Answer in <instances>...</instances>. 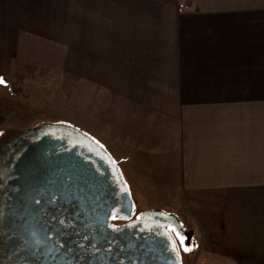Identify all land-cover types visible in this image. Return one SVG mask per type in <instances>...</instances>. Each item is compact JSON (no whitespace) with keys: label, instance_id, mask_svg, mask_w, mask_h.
Wrapping results in <instances>:
<instances>
[{"label":"crops","instance_id":"obj_1","mask_svg":"<svg viewBox=\"0 0 264 264\" xmlns=\"http://www.w3.org/2000/svg\"><path fill=\"white\" fill-rule=\"evenodd\" d=\"M244 1L0 0V124L34 100L51 27L103 28L107 92L138 94L113 138L130 188L184 206L213 252L264 264V0ZM61 8L72 26L51 21Z\"/></svg>","mask_w":264,"mask_h":264},{"label":"flooded vegetation","instance_id":"obj_2","mask_svg":"<svg viewBox=\"0 0 264 264\" xmlns=\"http://www.w3.org/2000/svg\"><path fill=\"white\" fill-rule=\"evenodd\" d=\"M18 168L26 169V182L18 181ZM157 225L170 226L169 235ZM192 240L171 212L137 215L122 170L68 125L44 123L2 138L0 264H183Z\"/></svg>","mask_w":264,"mask_h":264},{"label":"rangeland","instance_id":"obj_3","mask_svg":"<svg viewBox=\"0 0 264 264\" xmlns=\"http://www.w3.org/2000/svg\"><path fill=\"white\" fill-rule=\"evenodd\" d=\"M161 1L167 4L171 2ZM194 1L200 5L246 3L244 0ZM50 19L71 26L74 21L73 13L63 8L51 9ZM56 26L49 30V45L35 46L34 49V73L42 75V81L38 79L34 82V88L38 89L34 92L35 98L32 101L19 99L16 102L15 109L10 110L14 118L0 124V143L4 137L22 133L44 123L68 125L97 144L113 159L125 176L128 168L126 156L122 152L121 142L113 141V138L115 132L121 134L122 120L128 119L129 102L137 100L138 94L122 93L116 91L117 88L107 92V65L111 66L113 61L107 56L106 30L83 29L81 31L86 34V38L74 39L73 28L58 27L57 24ZM98 32L100 36L97 35ZM90 33H94L92 40ZM112 70L110 75L120 76L118 70ZM131 187L129 186L137 215L155 209L171 212L181 220L188 233L193 235L192 247L187 252H182L183 264H238L223 253L213 252V248L205 245L200 231L193 225L184 206L164 204V199L146 197L139 187ZM165 200L168 201V198Z\"/></svg>","mask_w":264,"mask_h":264},{"label":"water","instance_id":"obj_4","mask_svg":"<svg viewBox=\"0 0 264 264\" xmlns=\"http://www.w3.org/2000/svg\"><path fill=\"white\" fill-rule=\"evenodd\" d=\"M39 145H43L44 148H47L48 147L47 144L44 145V144L41 143ZM39 145H37L36 147H38ZM30 149H32V148H30ZM28 152L25 153L24 156L21 158V160L19 162V165H25L26 164V159H27ZM80 166L84 168L85 167V164L84 163H81ZM55 170L58 171V168H56ZM19 171H21V172H19ZM19 171H17V173L19 174L18 181L22 180L23 182H26L27 181V178H26L27 171H26V169L23 168V170H22V168H20ZM80 171H81V173H83V169L80 170ZM123 200H124V209H125V212H123V213L126 214L127 217H129L130 214H131V211H132V202H131V198H130V196H129V194L127 192L123 195Z\"/></svg>","mask_w":264,"mask_h":264},{"label":"snow or ice","instance_id":"obj_5","mask_svg":"<svg viewBox=\"0 0 264 264\" xmlns=\"http://www.w3.org/2000/svg\"><path fill=\"white\" fill-rule=\"evenodd\" d=\"M0 83H4V80H3L2 77H0ZM112 218L113 219H116L118 217L115 214H113V217ZM168 227H170V226L157 225L154 230H159L160 228H164L165 231H164L163 234L167 237L169 235L168 232H167V228ZM177 235H179V234L177 233ZM180 239H181V243H183V237H181ZM173 248H174V250L176 251V253L178 255L179 249L175 247V242L174 241H173ZM188 250L189 249L187 247H185V251H188Z\"/></svg>","mask_w":264,"mask_h":264},{"label":"trees","instance_id":"obj_6","mask_svg":"<svg viewBox=\"0 0 264 264\" xmlns=\"http://www.w3.org/2000/svg\"><path fill=\"white\" fill-rule=\"evenodd\" d=\"M79 132V131H78ZM81 133V132H80ZM82 134V133H81ZM82 135H84V134H82ZM85 136V135H84ZM86 138H88L87 136H85Z\"/></svg>","mask_w":264,"mask_h":264}]
</instances>
